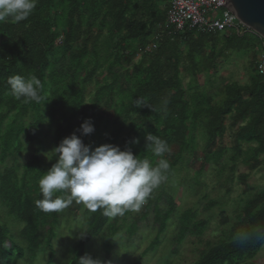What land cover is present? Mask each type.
<instances>
[{
  "label": "trees",
  "instance_id": "trees-1",
  "mask_svg": "<svg viewBox=\"0 0 264 264\" xmlns=\"http://www.w3.org/2000/svg\"><path fill=\"white\" fill-rule=\"evenodd\" d=\"M164 2L38 0L26 20L0 22V164L9 159L12 163L0 174V204L6 215L21 225L19 236L25 242V247L16 244L8 228L0 224V264L33 262L41 247L47 253L45 264H53L51 240L56 236L57 212L43 213L36 208L35 201L42 198L39 180L56 162L52 156L43 167L38 157L44 127L47 125L49 130L55 119L67 123V131L72 130L70 123L77 119L74 127L77 136L85 120L91 121L94 131L103 123L109 130L105 144L122 151L131 150L139 159L149 160L153 167L159 159H166L169 163L164 173L166 179L150 195L171 179L184 156L190 158L196 152L198 128L204 137L199 175L207 167L222 166L226 154L230 172L237 165L249 172L262 166L264 76L258 75L254 64L247 84H211L229 53L253 50L262 53L261 39L252 34L204 35L196 31L168 36L167 8H159ZM159 30L163 33L154 41ZM151 42L155 43V49L142 53ZM181 45L185 48L184 55L179 49ZM182 58L185 66L181 65ZM162 59L168 67L161 65ZM182 72L189 78L185 87ZM15 75L25 78L35 75L41 80L40 94L44 99L40 104L12 96L7 80ZM91 83L95 91L86 104L85 90ZM137 100L143 106L137 105ZM106 112L111 115L105 117ZM146 134L165 141L169 152L156 157L145 147ZM226 135L231 140L230 148L219 144ZM56 136V142L60 143L59 131ZM22 141L36 143V150L19 167L16 163L23 150ZM243 196L242 206L229 228V240L208 248L192 264H243L264 246V189L254 192L245 186ZM154 201L158 230L148 250L156 245L175 211L171 198L166 199L163 211L157 206L160 198ZM131 212L107 217L102 209L84 211V229L80 234L84 237L75 239L67 264H81L80 259L87 257L88 244L101 237L106 226L110 230L103 236L102 247L108 255L113 246L111 239L118 231L111 229V222L124 220ZM178 221L177 244L186 236H201L207 227L204 221L196 220L192 210L184 211ZM135 231L132 224L128 234ZM238 231L252 233L247 243L233 242Z\"/></svg>",
  "mask_w": 264,
  "mask_h": 264
},
{
  "label": "rangeland",
  "instance_id": "rangeland-1",
  "mask_svg": "<svg viewBox=\"0 0 264 264\" xmlns=\"http://www.w3.org/2000/svg\"><path fill=\"white\" fill-rule=\"evenodd\" d=\"M159 8L163 9V4H159ZM161 33L163 31L159 30L155 34L161 35ZM172 43L173 40H170V46ZM137 48L138 46H134V49ZM179 49L184 55L185 48L181 45ZM261 55L262 53L257 50L229 53L226 61L220 64L217 75L211 84L214 86L217 83L247 84L253 73V66ZM161 61L164 68L168 67L164 59ZM181 65L185 66L184 58L181 60ZM130 67L129 65L126 69ZM180 77L183 87H185L189 82V78L184 72L181 73ZM200 79L202 81L203 77ZM94 91L93 83L87 85L85 90L86 104L89 103ZM110 115L111 112L104 114L105 117ZM26 121L28 122V119ZM76 125L77 119H75V122L70 123L73 128L68 131L66 128L67 123L56 122V119L49 130L45 125L44 137L40 139L42 150L38 153L43 167L49 163L52 157L51 154L47 153L59 145V141L56 142V133L60 132L61 142L75 132L74 127ZM98 128V131H93L87 138L81 133L77 137L81 139L83 144L86 141V146H90V149L104 145L105 135L109 132L108 127H105L103 123H99ZM196 142L198 145L196 152L190 158L184 156L183 162L177 166L171 179L163 188L148 196L139 210H132L131 214L124 220L119 219L115 223L111 222L113 224L111 229L118 228V231L111 239L113 246L110 253L106 255L102 247L103 236H106L110 230L109 226H106L101 237L88 244L86 248L87 257L100 261V264H192L208 248L220 241L229 240V228L242 206V201L245 199L243 196L245 186L250 187L254 192L264 189V157L260 158L262 166L254 172H249L241 165H237L235 170L230 172V165L227 163L228 154H226L222 166L218 168L207 167L199 175L201 149L204 146L201 128L197 130ZM219 144L230 148L231 140L228 135ZM22 148V153L16 163L19 167L27 163L34 155L36 143L28 144L22 141ZM11 165L10 159L6 160L4 164H0V174ZM157 198H160L157 205L160 211L166 209L167 198L172 199L175 211L167 221L166 228L159 236L156 245L148 250L158 230V224L153 213L154 200ZM86 210L83 205L72 203L62 211L57 212L56 236L51 240L54 251L53 264H67L70 260V250L74 245V241L84 229L82 214ZM186 210L194 211L196 220L204 221L207 227L201 236H186L180 244H177L178 220ZM0 224L8 228L10 236L16 244L25 247L24 240L19 236L22 229L21 225H18L11 217L6 215V210L2 208L1 204ZM132 224H135L136 231L133 235H129L128 229ZM46 260L47 253L41 247L37 258L33 262L23 260L18 264H45ZM243 264H264V246L253 259Z\"/></svg>",
  "mask_w": 264,
  "mask_h": 264
},
{
  "label": "clouds",
  "instance_id": "clouds-1",
  "mask_svg": "<svg viewBox=\"0 0 264 264\" xmlns=\"http://www.w3.org/2000/svg\"><path fill=\"white\" fill-rule=\"evenodd\" d=\"M37 3L38 0H0V22L26 20ZM7 83L16 100L40 104L44 99L40 94L43 84L35 75L28 78L15 75L9 77ZM136 103L143 106L141 100ZM78 131L81 135H89L94 127L90 120H85ZM145 140L146 149L156 157L169 152L167 143L159 137L146 134ZM47 154L56 162L39 180L42 198L35 201L36 208L46 214L60 212L76 203L91 212L102 209L107 217L123 216L129 210H139L150 193L166 179L164 173L169 168L166 159H159L153 167L149 160L139 159L131 150L122 151L111 144L90 149L75 132ZM251 236V232L238 231L233 242L243 245ZM80 261L81 264H100L90 257Z\"/></svg>",
  "mask_w": 264,
  "mask_h": 264
},
{
  "label": "built area",
  "instance_id": "built-area-1",
  "mask_svg": "<svg viewBox=\"0 0 264 264\" xmlns=\"http://www.w3.org/2000/svg\"><path fill=\"white\" fill-rule=\"evenodd\" d=\"M165 2L168 5L165 20L168 36L190 31L204 35L213 33L226 36L255 35L236 21L223 5L225 0H165ZM159 38L160 35L156 34L153 40L156 41ZM261 41L262 55L257 59L255 69L258 75L264 76V41ZM155 47V43L151 42L141 52L150 53Z\"/></svg>",
  "mask_w": 264,
  "mask_h": 264
},
{
  "label": "water",
  "instance_id": "water-1",
  "mask_svg": "<svg viewBox=\"0 0 264 264\" xmlns=\"http://www.w3.org/2000/svg\"><path fill=\"white\" fill-rule=\"evenodd\" d=\"M223 5L239 24L264 41V0H225Z\"/></svg>",
  "mask_w": 264,
  "mask_h": 264
},
{
  "label": "crops",
  "instance_id": "crops-1",
  "mask_svg": "<svg viewBox=\"0 0 264 264\" xmlns=\"http://www.w3.org/2000/svg\"><path fill=\"white\" fill-rule=\"evenodd\" d=\"M163 7H164V8L166 7V8H167V10H168V5H167V3H166V2H164V3H163ZM164 8H163V9H164ZM163 9H162V10H163Z\"/></svg>",
  "mask_w": 264,
  "mask_h": 264
}]
</instances>
